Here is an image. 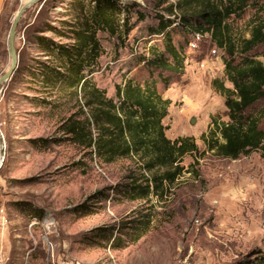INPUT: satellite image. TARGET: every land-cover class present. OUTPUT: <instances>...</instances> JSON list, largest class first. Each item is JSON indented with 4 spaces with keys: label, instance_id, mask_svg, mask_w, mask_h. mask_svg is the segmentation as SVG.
Segmentation results:
<instances>
[{
    "label": "rangeland",
    "instance_id": "rangeland-1",
    "mask_svg": "<svg viewBox=\"0 0 264 264\" xmlns=\"http://www.w3.org/2000/svg\"><path fill=\"white\" fill-rule=\"evenodd\" d=\"M118 1L132 6L131 31L123 43L105 31L98 33L102 54L94 72L86 70L88 79L117 102L116 87L126 80L158 78L160 71L144 59L152 56L154 46L165 50L163 35L154 34L160 17L172 21V41L186 59L183 74L164 72L169 85L158 83L160 93L171 101L163 124L167 138H191L198 153L182 159L185 172L164 199L152 195L132 202L119 195L117 189L132 176L148 178L155 172L144 171L136 158L106 164L93 148L68 134L74 123L87 127L88 98L79 90L47 88L39 74L41 65L54 58L40 39L73 43L70 30L83 10L88 13L89 0H44L30 6L17 28L18 68L2 85L0 96L5 147L0 264H250L264 250V157L254 151L236 160L221 158L208 145L213 121H229L227 97L214 81H226L224 60L230 56L209 34L189 35L178 26L180 13L167 10L175 0ZM25 2L0 0V77L9 70V32ZM261 18L264 0H250L241 17L227 21L238 43L236 61L247 55L264 60V43L247 54L240 48L251 37L252 23ZM225 86L233 90L228 81ZM262 112L264 98L246 115ZM260 126L264 130V116ZM89 130L97 136L93 125ZM145 220L149 224L137 242L126 235L121 246L114 242L118 230L125 234Z\"/></svg>",
    "mask_w": 264,
    "mask_h": 264
},
{
    "label": "trees",
    "instance_id": "trees-1",
    "mask_svg": "<svg viewBox=\"0 0 264 264\" xmlns=\"http://www.w3.org/2000/svg\"><path fill=\"white\" fill-rule=\"evenodd\" d=\"M249 1L175 0L174 4L167 7L172 15L175 11L180 13L178 26L185 33L209 34L217 46L230 56L224 60L225 78L233 90L225 86V80L214 81L218 91L227 97L225 105L229 121H213L214 128L208 145L209 150H214L217 156L233 160L254 151H260L264 157V130L260 126L264 112L259 116L246 115L250 107L264 98V60L249 55L240 61L235 60L238 43L232 40L227 22L232 16L241 17ZM87 5L90 6L88 13L85 14L83 10L79 20L73 24L76 25L75 29L70 30L73 43L55 44L48 39H40V43L50 51V57H54L52 62L41 65L40 78L47 88L60 86L65 90H79L88 98L86 105L91 108V114L87 129L74 123L67 129L68 134L82 140L87 148H93L106 164L121 158H136L144 171L155 172L148 178L144 175L142 179L132 176L131 182L117 189L119 195L132 202L149 200L152 195L164 199L169 187L185 172V167L181 165L182 159L188 154L198 153V147L191 138L181 137L174 141L167 138V127L163 120L168 116L171 101L165 99L158 89L160 82L165 87L169 85L170 77H166L164 72L183 74L186 59L184 51L172 41L169 31L173 26L172 21L160 17L159 27L154 34L163 35L165 50L159 51L154 46L152 56L144 59L147 66L160 71L158 78L143 83L134 78L126 80L124 85L116 87L118 101L115 102L88 79L86 70L94 72L102 54L98 38L100 31L107 32L110 37H117L120 43L125 42L132 27L129 21L132 6L122 5L118 0H89ZM122 14L125 17L120 26ZM252 24L251 37L240 44L244 54L264 43V18ZM58 34L63 36L65 33ZM92 125L97 129L96 137L89 130ZM148 224L145 220L138 227L131 226V231L122 235V231L118 230L119 237H115L114 242L121 246L119 243L124 242L125 235L130 241L137 242ZM99 231L105 238L107 233L103 229ZM250 264H264V250Z\"/></svg>",
    "mask_w": 264,
    "mask_h": 264
},
{
    "label": "water",
    "instance_id": "water-1",
    "mask_svg": "<svg viewBox=\"0 0 264 264\" xmlns=\"http://www.w3.org/2000/svg\"><path fill=\"white\" fill-rule=\"evenodd\" d=\"M44 0H29L27 3H25L20 10L18 11V13L16 14V17L12 23V27L10 29L9 32V38H8V51H9V55H10V59H11V64L9 67V70L0 77V96H1V92H2V85H4L5 83H7L8 81L11 80V78L13 77V75L15 74L17 68H18V64H19V55L16 49V34H17V28L18 25L24 15V13L26 12V10L37 3H41ZM196 120L193 119L191 121V124H195ZM5 155V147L3 145L2 142V136L0 134V167L2 165V160L4 158Z\"/></svg>",
    "mask_w": 264,
    "mask_h": 264
},
{
    "label": "bare ground",
    "instance_id": "bare-ground-1",
    "mask_svg": "<svg viewBox=\"0 0 264 264\" xmlns=\"http://www.w3.org/2000/svg\"><path fill=\"white\" fill-rule=\"evenodd\" d=\"M28 1H29V0H26V2H28ZM26 2H25V3H26Z\"/></svg>",
    "mask_w": 264,
    "mask_h": 264
}]
</instances>
